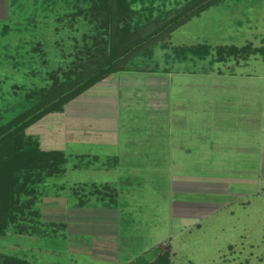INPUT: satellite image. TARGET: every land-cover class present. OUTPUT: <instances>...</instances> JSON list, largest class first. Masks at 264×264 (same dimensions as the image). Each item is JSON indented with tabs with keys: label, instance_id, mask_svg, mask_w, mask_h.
<instances>
[{
	"label": "rangeland",
	"instance_id": "rangeland-1",
	"mask_svg": "<svg viewBox=\"0 0 264 264\" xmlns=\"http://www.w3.org/2000/svg\"><path fill=\"white\" fill-rule=\"evenodd\" d=\"M44 7L41 0H0V127L30 107L25 102L26 96L31 91L49 87L54 73L64 79L62 75L73 67L75 61L93 59L85 43L93 44L91 37L96 33L95 27L79 18L80 23L74 29L65 28ZM132 9L134 20H138V29L140 27L144 36L169 26L155 45L154 60L149 61L150 69L163 68L167 59V66H171L174 50L186 48V44L204 43L211 47L252 44V48L264 50V0H140ZM177 22L180 25L176 26ZM96 53L95 47L93 56ZM252 54L248 56V65L238 70L264 75V62ZM230 66L235 68L234 62L225 70L229 71ZM176 68L185 69L183 65ZM202 77L199 74L192 77L185 74L176 77L161 73L129 74L122 76V84L128 93H138L145 98L155 96L157 100L161 92H168L171 85L181 83L189 88L196 80L192 97L203 106L205 100L201 89L206 80ZM253 87L251 83L248 91L227 92L230 96H238L241 103L237 111L250 108L255 114L257 90ZM185 96L191 99L188 93ZM81 103L75 102L78 106ZM71 107L73 109L74 105ZM136 107L132 113L138 119L134 126H125L122 135L133 140L135 147L131 149L134 153L123 155L116 164L119 173L128 172V179H103V172L113 166L111 161H105L106 157H101L99 162L79 157L89 155L85 153L87 149L99 151L102 155L104 151L120 153L122 148L72 143L64 132L58 130L67 120H62L61 114L48 115L34 124L40 126L39 136L58 143L53 147L68 145L67 154L71 156L68 171L35 187L34 194L19 197L17 208L23 207L24 214L18 213L17 221L0 234L1 255L16 256L32 264H130L148 250L158 247L161 252L156 260L167 253L169 264H257L253 253L260 247L256 241L260 238V228L256 225L259 213H251L253 216L249 217L245 212H234L235 216L242 215L240 221L243 218L244 221L233 224L236 219L227 218V210L222 207L232 198L216 193L224 180L228 182L248 172L256 173L252 156L247 157L240 147L231 151L227 146L248 141L246 136L253 132L252 126L248 124L242 129L244 122L239 124L238 118H234L236 112H230L231 119L229 113L220 115L209 107L206 112L199 111L196 118L189 110H180L189 125L172 126L171 121L166 124L157 122V114L161 117V111L160 114L153 113L156 108L146 102ZM217 122L218 126H209V123L215 125ZM129 127L133 132L128 131ZM238 127H241L239 131ZM45 128L47 134L43 132ZM175 140H182L179 143L183 146L190 145V153L184 148V152L176 157L170 145ZM199 144L203 145L199 148ZM77 163L80 167L73 168ZM108 181L118 184V195H110V191L100 187H81L83 183L91 185ZM105 194L110 196L104 197ZM103 197L117 198L116 210L92 209L78 213L79 201L101 208L106 200ZM64 200L68 202L64 204L66 210L57 211L56 208L63 207L61 202ZM210 203L219 204V210L209 214L211 205L207 204ZM258 206L255 201L250 210L256 211Z\"/></svg>",
	"mask_w": 264,
	"mask_h": 264
},
{
	"label": "crops",
	"instance_id": "crops-1",
	"mask_svg": "<svg viewBox=\"0 0 264 264\" xmlns=\"http://www.w3.org/2000/svg\"><path fill=\"white\" fill-rule=\"evenodd\" d=\"M198 44L199 43L194 45L186 44V47L195 46ZM220 46H226V45H215L214 47L211 48L210 54L206 56V58L204 59H196L192 55H190L188 58L181 59L179 54L175 53L174 60L172 61V63H170L172 65L171 66L169 65L170 67L167 66L166 63L168 61L167 59L166 61L164 60L163 62L164 63L163 68L149 69L148 71L145 72L125 71L111 75L109 78L98 83L97 85H95L94 87H92L91 89H89L88 91L77 97L76 99H74L76 100L75 102L77 103H80V101H82L81 105L78 106L75 104V102L71 103L72 102L71 101L65 106L64 112L55 113V114H61V118L64 121L65 119H67L63 123V126L58 127V130L64 132L65 137L71 140L72 143L78 142L82 145H86V146L88 145L91 147L95 146L98 148L99 147L104 148L106 146L108 148L111 147L122 148V150H120L121 151L120 153H118L117 151L116 152L110 151L111 153H106L104 151L102 155L99 153V151H93V149H87L85 153L89 155H79V156H85L87 160H90V158L92 159L95 157L94 160L96 162H99V159L101 157H106L105 161L107 160L111 161V165L113 166L109 165L111 166L110 169H106L105 172H103L105 173L104 174L105 177H103V179L105 180L111 178L116 179L118 177V180H120L122 178L128 179L127 178L128 172L119 173L117 171L116 164L120 162L119 159L123 155L126 156L127 154L134 153V150L131 149L132 147H135L133 140L129 139L128 135H126L128 138H124L122 135L124 134L125 126H134L135 121L138 119L137 115H134L132 113L135 112L137 108L136 106L139 105L142 106V104L146 102L148 106L154 107V109L156 108L155 109L156 111H154L153 113L157 114L158 112L160 114L161 111V115H162L161 117L157 114V118H158L157 122L159 123L162 122L166 124L168 122L170 123L171 121L172 126H182L183 124L189 125V123L188 124L186 123V118L185 116L182 115L183 112H181L180 110H189L191 114L193 113L195 114L194 115L195 118L198 116L199 111L202 112V110H204L206 112L208 110V107L211 108L212 111L216 109L217 111L216 113L220 115H226V113H229L230 114L229 118L231 119L233 118L230 112L233 111L236 112L234 118L235 119L238 118L239 124L240 123L242 124V122H244L243 123L244 127H242V129L247 127L248 124H250L252 126L253 132L250 133L247 132L248 134L246 137L249 140L245 141V143H241V145L238 146L236 145L232 147H230V145H227L229 146L228 150L232 151L234 149H238L237 147H240V149H243V152L247 157L252 156L253 161H255V167L257 166V168H255L256 173L254 174H252L251 172L246 173L247 171H245L246 173V174L244 173L245 175H243L242 177L240 176L238 178L236 177V180L230 179L229 181L231 182L229 181L227 182L226 180L223 179L225 182H222L220 184V187H217L220 189V191L219 192L217 191L216 193H221L226 197L232 198L227 200V202L223 203L224 205L222 203L221 204L222 207H225L227 210L228 213L227 218L229 217L232 219L234 218L236 219V222L233 224L238 223V221H240V217L242 216L240 214H237L238 216L237 215L235 216L234 212H241V213L245 212V215L247 214V216L249 217L253 216L251 213L254 214L256 212L259 213L256 216V219L258 220L256 225H258L259 227L257 226L256 227L258 229L260 228L258 235V237L260 238L259 239L257 238L256 241L259 242L260 247L258 249H255L253 253V258L254 260L258 261L257 264H264V75L255 74V73L250 74V73L242 72L240 69L238 70V68H242L248 65L246 62L247 60H249V57L241 58V59L231 57L224 61L217 60V57L216 58L214 57V55H216L214 51L216 47H220ZM236 47H240V46H236ZM255 49L261 50V48H255ZM252 56H254L255 59L261 57V62H264V54L261 51H259L258 53H253ZM232 62H234L236 70H233L234 67L232 68L231 66L230 67L232 69L229 67V71L225 70ZM182 65L183 67H185L184 71L182 69L176 68L177 66L181 67ZM186 65H190L192 67L193 66L198 67V69H192L191 67ZM153 73H161L163 75H170L172 77L174 76L176 77L178 74L180 75L185 74L189 77H192L196 74L202 75L203 76L202 78L206 80V84H204L203 85L204 87L201 89L203 92L202 98L203 100H205L204 105L203 106L199 105L197 99L195 100V98L192 97L191 92L192 90H196L197 87L196 80L194 82V86L189 88L184 87L181 83L178 84V86L176 84L171 85L169 90L173 92L169 90L167 92V90H165L161 92L157 100H155L156 99L154 98L155 96L154 97L148 96L145 98V96L142 95L138 96V93L131 94V91L128 93L124 90L122 84L123 75L125 76H129V74L146 75ZM118 75H120V77H117ZM234 78L237 80L234 81ZM227 82H229V84ZM239 83L241 84L239 85ZM251 83H252V87L254 84L253 89L256 88L257 90V103L255 104L256 106L255 114H253V111H251L250 108L249 110L244 109L243 111L242 109L240 111H237L236 108L241 103L238 101V96H230L229 93L227 92L239 91V89L242 91L244 89H245L244 91H248V88L251 86ZM130 86L131 85L129 84V87ZM184 93L185 94L188 93L191 96V99L186 97ZM104 95L108 96L109 98H106ZM171 96L173 97L171 98ZM156 103L158 104L156 105ZM70 104L74 105L73 108L74 111L72 113L71 111L73 109ZM83 108H84V112L82 113ZM221 109H225L223 111L224 113L221 112L222 111ZM170 114H172V116H170ZM208 121L210 122V119ZM195 122L193 120V124H195ZM107 123L110 124V126H106ZM190 123H191L190 125H192V122ZM209 126H218V122L215 123V125L214 123H209ZM39 128L40 126L32 125L26 130V133L27 135H31L39 138L42 150L44 151L64 150L67 152L66 147L68 145L67 146L65 145L64 148H55L53 147V145L54 144L57 145L58 143L52 142L49 137H47V139L45 140L43 136L42 137L39 136L37 132ZM46 128L43 130V132L47 134ZM239 128L241 127H238V131ZM128 131L133 132V129L129 127ZM70 136L71 137L76 136L77 139H70L71 138ZM179 142H182V140L180 141L175 140L173 144H170L173 154L176 157H178L179 153L184 152V148H187L185 149V152L189 154L191 149L190 145L183 146L184 144ZM251 143H252V147H250ZM201 145L203 144H199L198 147L200 148ZM147 153L149 155L150 151L147 150ZM102 167H104V165H102ZM113 167L114 169H112ZM104 169L105 168H103V170ZM192 184H190L191 188H192ZM117 185L118 184L116 183H111L108 181L99 184L93 183L91 185L87 183H83L81 187L84 189L89 186H93L95 188L100 187V188H104L105 191L107 190L110 191V193L108 192L110 195L111 194L118 195L119 192ZM109 194L108 195L105 194L104 197L110 196ZM236 198L238 200V203L235 204ZM104 199H106L107 201L106 200L103 201L104 204L102 205L101 208L87 206L86 204L88 203H85L84 201L85 204L84 206H80V205L77 206V209L79 210L78 213L81 214L82 212L92 209L100 210V211L116 210L118 203L117 198L115 200H109L108 198H104ZM255 201L256 203L259 204V206L256 211L255 210L251 211L250 209H252V203ZM81 203L82 200L79 201V204ZM61 204L63 205V207L56 208V210L60 212H64L66 210L64 204L67 205L68 202L67 200H64V202H61ZM180 205L182 206L183 204ZM210 205H211V210L209 211V214L219 210V204H214V203L207 204V206L209 207ZM196 206L194 208H196ZM191 208L192 207L190 206V209ZM52 210L54 212V209ZM69 220L70 219H68V222ZM243 221L244 218L240 222L242 223ZM61 222L63 223L64 221ZM50 223H55V222H50ZM32 232H34V230ZM149 251L150 250H148L147 252Z\"/></svg>",
	"mask_w": 264,
	"mask_h": 264
},
{
	"label": "trees",
	"instance_id": "trees-1",
	"mask_svg": "<svg viewBox=\"0 0 264 264\" xmlns=\"http://www.w3.org/2000/svg\"><path fill=\"white\" fill-rule=\"evenodd\" d=\"M41 1L45 10L57 17V23L65 28L74 29L80 23L79 18L95 27L96 33L91 37L93 44L85 43L89 56L94 60L75 61L73 67L62 75L64 79L54 73L49 87L31 91L26 96L25 102L30 107L0 127V234L17 221L18 213L24 214L23 207L17 208L20 196L34 194L35 187L49 178H59L68 171L71 156L66 151L42 150L38 138L27 135L26 130L50 114L64 112L69 102L113 74L148 71L149 61L154 60L155 45L169 27L164 26L150 35H142L132 11L133 5L140 0ZM178 25L180 22L176 23ZM95 47L97 53L93 56ZM252 47L251 44L244 47H216V57L224 61L231 57L248 58L251 52H264L263 49ZM211 48L202 44L176 48L174 51L181 59L190 55L204 59L210 54ZM79 165L73 164V168ZM84 205L82 200L80 206ZM19 232L22 230L19 229ZM168 257L165 253L151 264H169ZM0 264L32 263L16 256L0 254Z\"/></svg>",
	"mask_w": 264,
	"mask_h": 264
},
{
	"label": "water",
	"instance_id": "water-1",
	"mask_svg": "<svg viewBox=\"0 0 264 264\" xmlns=\"http://www.w3.org/2000/svg\"><path fill=\"white\" fill-rule=\"evenodd\" d=\"M160 252V248H154L151 251L142 255L141 257L135 259V261L131 262L130 264H151L156 260Z\"/></svg>",
	"mask_w": 264,
	"mask_h": 264
}]
</instances>
